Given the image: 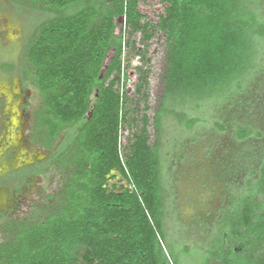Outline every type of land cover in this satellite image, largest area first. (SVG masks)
Wrapping results in <instances>:
<instances>
[{
	"label": "trees",
	"instance_id": "16d2710c",
	"mask_svg": "<svg viewBox=\"0 0 264 264\" xmlns=\"http://www.w3.org/2000/svg\"><path fill=\"white\" fill-rule=\"evenodd\" d=\"M8 2L30 11L34 22L20 63L0 66L17 72L23 83L31 81L41 97L35 141L50 156L29 170L36 176L62 170L67 177L58 203L0 227V264H74L81 244H86L82 264H264V153L226 188L228 201L208 241L190 248L164 224L166 158L161 165L157 151L168 118L187 132L209 123L226 131L212 115L230 98L248 93L264 72L261 0H160L153 9L146 0ZM154 13L165 39L163 91L152 118L157 141L146 146L139 141L138 151L126 160L127 176L116 137L106 139L96 131L108 115L118 125L123 109L115 87L129 45L125 35L142 29L141 22ZM120 18L123 32L115 35ZM110 50L113 57L102 74ZM232 125L238 142L263 136L250 125ZM112 170L135 182L136 193L107 185L116 178H107Z\"/></svg>",
	"mask_w": 264,
	"mask_h": 264
},
{
	"label": "rangeland",
	"instance_id": "374dc122",
	"mask_svg": "<svg viewBox=\"0 0 264 264\" xmlns=\"http://www.w3.org/2000/svg\"><path fill=\"white\" fill-rule=\"evenodd\" d=\"M146 2L148 8L153 9L160 0ZM261 3L264 4V0ZM22 11L16 10L8 0H0V66L20 63L34 25L28 16L31 12ZM37 17L40 16L35 14L34 18ZM141 25L144 26L142 29L125 35L129 45L123 51L120 83L115 87L123 109L118 115V125H113V115H108L104 126L96 131L106 139L116 137L127 176L126 160L138 151L139 141L145 140V146L157 141L152 118L163 91L165 39L157 28V14L143 20ZM123 28V18H120L115 35L123 32ZM113 53V50L107 53L102 74ZM256 82L248 93L230 98L212 115L213 121L225 125V132H218L212 123L187 132L172 118L165 121L161 146L157 147L161 165L166 158L162 180L164 224L174 239L190 248L201 247L208 241L210 228L228 201L226 188H232L240 181L244 172L253 167V158L264 153V72ZM40 104V94L31 81L23 83L17 72L3 71L0 67V177L26 163L50 156V152L35 141L38 133L35 112ZM232 123L250 125L261 130L263 136L238 142L234 138ZM115 128L116 132L113 131ZM144 152V163H147L148 152ZM108 176V179L116 178L107 185H122L136 193L135 182L127 183L115 170ZM66 177L64 171L52 170L23 184L20 191H16L15 182L1 184L0 227L7 221L17 223L29 219L32 211L58 203V193L62 192ZM148 220L151 227L150 218ZM2 239L0 232V241ZM85 245L76 248L74 264L83 263ZM260 252H264V242Z\"/></svg>",
	"mask_w": 264,
	"mask_h": 264
},
{
	"label": "flooded vegetation",
	"instance_id": "af4514ba",
	"mask_svg": "<svg viewBox=\"0 0 264 264\" xmlns=\"http://www.w3.org/2000/svg\"><path fill=\"white\" fill-rule=\"evenodd\" d=\"M46 159H47V157L45 158V160ZM45 160L44 159L43 160H35L33 162L26 163L23 166L18 167L17 169L10 170L9 173L1 176L0 179H3L5 176H8V178H7L8 179V181H7L8 183L15 182V183H17L16 187L20 186V188H21V186L23 184H26V183L30 182L31 180L40 177V176L33 175V173L29 169L35 168L36 165L42 164ZM20 170H26V172L25 173H20V174H17V175L13 174L14 172L17 173Z\"/></svg>",
	"mask_w": 264,
	"mask_h": 264
},
{
	"label": "water",
	"instance_id": "95a60500",
	"mask_svg": "<svg viewBox=\"0 0 264 264\" xmlns=\"http://www.w3.org/2000/svg\"><path fill=\"white\" fill-rule=\"evenodd\" d=\"M112 172V171H111ZM107 178H109V176H107Z\"/></svg>",
	"mask_w": 264,
	"mask_h": 264
}]
</instances>
